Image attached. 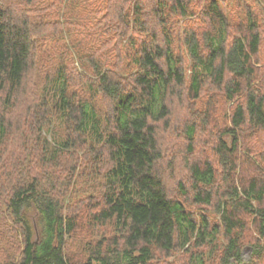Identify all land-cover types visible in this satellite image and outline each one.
<instances>
[{"label":"trees","instance_id":"trees-1","mask_svg":"<svg viewBox=\"0 0 264 264\" xmlns=\"http://www.w3.org/2000/svg\"><path fill=\"white\" fill-rule=\"evenodd\" d=\"M0 264H264V0H0Z\"/></svg>","mask_w":264,"mask_h":264},{"label":"rangeland","instance_id":"rangeland-1","mask_svg":"<svg viewBox=\"0 0 264 264\" xmlns=\"http://www.w3.org/2000/svg\"><path fill=\"white\" fill-rule=\"evenodd\" d=\"M250 251H251V248H245L242 252V258L244 260H246L248 257H249V254H250Z\"/></svg>","mask_w":264,"mask_h":264}]
</instances>
